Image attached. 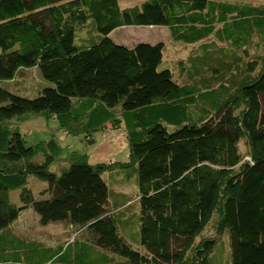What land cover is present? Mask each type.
<instances>
[{"label":"trees","instance_id":"trees-1","mask_svg":"<svg viewBox=\"0 0 264 264\" xmlns=\"http://www.w3.org/2000/svg\"><path fill=\"white\" fill-rule=\"evenodd\" d=\"M121 1L0 0V264H179L199 238L196 264H218V242L204 236L216 210L212 229L230 236L226 262L264 264V58L250 50L264 33V4ZM133 26L200 45L174 70L163 43L111 37ZM24 68L45 82L34 98L6 87ZM28 113L57 117L90 143L125 124L130 162L73 153L58 175L61 144L29 145L11 125ZM125 169L133 200L113 186ZM30 208L41 225L66 223L87 237L46 247L17 236L11 226Z\"/></svg>","mask_w":264,"mask_h":264},{"label":"rangeland","instance_id":"rangeland-1","mask_svg":"<svg viewBox=\"0 0 264 264\" xmlns=\"http://www.w3.org/2000/svg\"><path fill=\"white\" fill-rule=\"evenodd\" d=\"M230 1L238 2V0ZM247 2L264 4V0H247ZM140 3L141 0L121 1L122 6H135ZM111 37L117 43L125 46H134L138 43H163L165 46L164 58L174 70L180 60L188 58V56L200 45L188 46L175 43L166 27H124L116 29ZM211 41H213V38L205 42ZM250 50L252 55L257 59L264 58V33H257L256 36H254ZM44 86L45 82L40 77L38 69L25 68L20 70L14 80L8 81L6 84V87L10 91L29 98L36 97L39 90ZM29 121L33 122L31 123ZM11 125L21 130L29 145H36L52 138H55L61 144L63 150L60 159L62 161H59L58 166L54 165L52 168L58 175L61 174L58 168H69L75 160L77 161L73 153L78 156H88L91 163L130 162V148L127 139L128 128L125 124H123V128L117 130L114 129L116 126L113 124L107 125L102 131L93 135L94 143H90L85 135L72 136L64 130H61L60 121L57 117L46 119L42 114L28 113L24 119L16 120L11 123ZM127 171L129 170L125 169L120 173L121 175L123 174L125 183L120 185L119 182L121 181H116L113 186L117 191L123 190L122 194L127 195V197L122 196V199L128 198L133 200L138 194V187L136 185V179H129L126 177ZM112 175L114 178L117 177L116 173ZM106 176L108 178V175ZM42 184L45 185L43 182ZM42 184L38 180L30 179V185L36 193L43 189ZM15 195H17V193H15ZM132 208L136 207L132 206ZM218 212L219 211L216 210L213 215V222L209 224L207 230L205 229L206 231L204 230V236L216 238L218 244L216 245L217 248L214 252V257H212L215 259L217 255V263L219 264V258L220 255H222V263L228 264L226 261H230L231 257L229 232L227 231L219 235L212 229V227L215 228L217 225V219H219ZM11 231L25 240L36 242L46 247H59L72 243L78 238L85 239L87 237L85 231H79L78 227H72L66 223L48 226L41 225L38 215L31 208L22 213L19 220L11 226ZM131 232L134 231L132 230ZM201 239L199 238L196 241L195 247L188 252L185 260L181 261L179 264L197 263L195 260V250L199 248L198 244H201Z\"/></svg>","mask_w":264,"mask_h":264},{"label":"bare ground","instance_id":"bare-ground-1","mask_svg":"<svg viewBox=\"0 0 264 264\" xmlns=\"http://www.w3.org/2000/svg\"><path fill=\"white\" fill-rule=\"evenodd\" d=\"M29 122H31V121H29ZM32 122H33V121H32ZM32 122H31V123H32Z\"/></svg>","mask_w":264,"mask_h":264}]
</instances>
